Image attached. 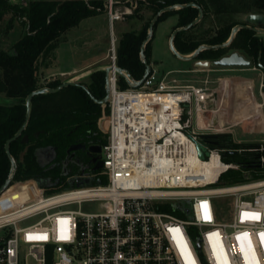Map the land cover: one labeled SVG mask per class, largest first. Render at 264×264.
Returning a JSON list of instances; mask_svg holds the SVG:
<instances>
[{"label":"built area","instance_id":"2783aa9c","mask_svg":"<svg viewBox=\"0 0 264 264\" xmlns=\"http://www.w3.org/2000/svg\"><path fill=\"white\" fill-rule=\"evenodd\" d=\"M138 4L104 2L110 70L109 112L99 119L107 136L102 168L55 193L13 176L0 194V264H264V177L211 187L240 168L224 160L227 149L201 138L223 133L207 116L219 101L213 81L180 84L152 66L140 86L118 84L115 23ZM263 89L262 79L264 97ZM249 150L261 153L264 142Z\"/></svg>","mask_w":264,"mask_h":264},{"label":"trees","instance_id":"16d2710c","mask_svg":"<svg viewBox=\"0 0 264 264\" xmlns=\"http://www.w3.org/2000/svg\"><path fill=\"white\" fill-rule=\"evenodd\" d=\"M104 2L105 0H27L16 3L12 0H0V34L12 32L16 25L21 29V34L9 49L0 48V99H4L0 102V187L6 182L11 170V160L5 144L25 121L27 95L43 86L56 87L63 82L61 79H54L46 85L42 84L39 75L41 62L56 51L72 28L102 11ZM189 2L199 4L204 9V17L189 30L176 35L175 46L182 54H190L202 44L224 43L234 26L246 23L244 18L247 14H264V0H139L138 7L128 18L134 19L137 16L142 19V15L138 16L142 7L152 9L154 17L163 7ZM198 14L199 9L193 6L165 12L155 24L154 33L157 24L170 15L178 18L175 29L190 23ZM211 17L214 20L212 27L193 34L194 30L202 28ZM152 18L139 30L129 29L123 32L118 41V66L129 71L137 80L145 72L141 49ZM152 39L145 51L149 63L152 58ZM231 50L243 52L264 73L263 34L251 28L240 29L229 46L205 49L196 59L216 60ZM79 82L85 84L97 99H103L107 94L104 68L93 70ZM118 84L121 88L129 86L122 75L118 78ZM108 112V105L96 103L80 86L70 85L54 93L34 96L31 116L24 131L28 135V141L23 143L17 139L10 146L11 154L17 162L13 180L26 181L50 175V171L39 160V149L54 146L59 153L64 152L77 128H82L88 120L97 121ZM218 141L221 148L239 150L236 153L224 152L223 158L227 160L232 155L236 157L235 162L240 164L239 169L224 173L220 181L230 180L234 184L245 181L250 176L264 177V162L260 161V155L264 157V150L261 153L249 150L258 144L239 143L231 133H223Z\"/></svg>","mask_w":264,"mask_h":264},{"label":"rangeland","instance_id":"374dc122","mask_svg":"<svg viewBox=\"0 0 264 264\" xmlns=\"http://www.w3.org/2000/svg\"><path fill=\"white\" fill-rule=\"evenodd\" d=\"M16 3L27 2V0H12ZM105 8V5H104ZM103 8L97 14L84 19L78 26L72 28L61 42L58 51L59 57L57 61H53L52 55L48 56L41 62L40 79L42 84H48L54 79H61L62 81L74 80L73 75H52V72H60L63 70H70L74 67H81L82 64H88L100 59L102 56L107 57L109 38H110V24L108 15ZM123 9V6H118ZM141 13L143 18L139 19L128 18V16L115 23V33L118 39L121 37V28L119 22L125 25L124 30L135 29L139 30L143 25L153 17L152 9L142 7ZM178 18L176 15H170L167 19L160 21L156 28L154 37L151 41L152 49V66L161 74L169 72V78H176L178 83L186 84L197 82L205 78L214 81L213 88H217L216 99L217 103H211L210 109L207 113L208 118H217L220 127L223 128V133H231L235 141L239 143H253L259 144L264 142V121L260 124L259 119L264 115L263 112L258 114L262 106L260 103L264 102V97L260 94L259 83L264 77L261 69L252 64V70H246V67H221L215 64L213 59H193L183 60L177 57L171 50L169 45L170 36L177 25ZM151 22V21H150ZM214 24L213 18H209L202 28L193 31V34H199ZM119 29V32H118ZM21 34L19 25L12 32L0 34V48L9 49L14 41ZM264 38V35H263ZM103 52L100 53V50ZM231 50L227 55L235 52ZM241 54L243 52L237 50ZM100 54V55H99ZM245 55V54H244ZM96 56V57H95ZM246 56V55H245ZM105 57L102 61H97L90 66L91 72L97 68L104 67L108 64V59ZM202 61V64H196L197 61ZM90 72V73H91ZM208 74V75H207ZM246 76L254 80L253 93L256 97V102L253 99L252 89L246 85ZM252 95L253 102H250L248 96ZM224 98L221 102L220 99ZM4 101V99H0ZM108 105V104H106ZM226 105V106H225ZM237 110V113L235 109ZM256 107V108H255ZM106 114V113H105ZM247 115V120H243V116ZM260 124V125H259ZM225 160V159H224ZM235 162L236 157L232 155L227 159ZM106 178H104L105 180ZM232 184V181L225 180L211 185V187H219ZM70 185H60L50 187L47 193H55L70 188ZM84 210L91 209L84 205Z\"/></svg>","mask_w":264,"mask_h":264},{"label":"water","instance_id":"95a60500","mask_svg":"<svg viewBox=\"0 0 264 264\" xmlns=\"http://www.w3.org/2000/svg\"><path fill=\"white\" fill-rule=\"evenodd\" d=\"M187 6H193V7H197L199 9V14L198 16L191 21L190 23L183 25V26H179L177 28H175L170 36L169 39V45L170 48L172 50V52L179 57L180 59L183 60H193L196 59L197 56L200 54V52H202L205 49H211V48H221V47H227L231 44V42L233 41V39L235 38L236 34L238 33V31L242 28H251L254 31H256L259 34H263L264 35V14H260V13H249L245 16L244 20L246 23H241V24H237L236 26L233 27L230 37L228 38L227 41H225L224 43L221 44H217V45H208V44H202L200 45L195 51H193L190 54H182L180 53L176 46H175V38L176 35L182 31H186L189 30L190 28H192L194 25H196L198 22H200L203 17H204V9L197 4L196 2H189L186 4H175V5H170V6H166L163 7L162 9H160L155 16L152 18L150 25H149V29H148V34L146 39L143 42L142 45V49H141V59L145 64V72L143 77L140 80H135V78L131 75V73L129 71H127L126 69H123L121 67L117 68V71L120 75L122 76H128V84L132 87H138L142 84L144 78H146L149 73L152 71V65L151 63H149L147 57H146V46L147 44L150 42V40L153 38L154 36V27L155 24L157 23V21L159 20V18L165 13V12H169V11H174L176 9H180V8H184ZM196 64H202V61H197ZM215 64H217L218 66L221 67H235V66H240V67H251L252 66V60L248 59L244 54H241L238 51H235L229 55H225L219 59L215 60ZM259 66L262 68L261 63H259ZM110 67H106L105 68V73H106V96L103 99H97L89 90V88L85 85L80 83L79 81H74V80H66L63 81L60 85L56 86V87H49V86H43L41 88H38L36 90L31 91L27 97H26V107H27V112H26V118L25 121L23 123V125L20 127V129L17 131V133L12 136L11 138H9L6 141L5 144V150L7 152L8 157L11 160V170L9 173V176L6 180V182L0 187V194L9 186L15 172H16V168H17V162L14 158V156L11 154V150H10V146L11 143L15 140H17L22 133L24 132V130L27 127L28 121L30 119L31 116V109H32V100L34 98V96L38 95V94H42V93H54L57 92L59 90H61L64 87L70 86V85H75V86H80L82 87L84 90L87 91V93H89L90 97L97 103L99 104H107L108 100H109V80H108V73H109ZM1 102V101H0ZM223 135V133H213V134H201V138L204 139L205 143H210V144H215L218 145L219 141L218 138H220ZM23 141L27 140V135H24V137L22 138ZM198 149H199V155L202 158H205V156L208 154V152L206 151V148L204 146L203 143H198L197 144ZM227 153H236L239 152V150H227ZM43 154L46 153H52L55 154V148L54 147H47L44 148L42 150ZM39 154V152H38ZM103 166V163L97 167L101 168ZM86 182H90L89 179L85 180ZM37 183L39 186L41 187H45V188H50L52 186H54L56 183H51L49 182L48 179H44V178H39L37 179ZM98 184L102 183L101 179H98L97 181ZM72 184H74V181L72 182ZM78 185L82 184V181L80 180V178L77 179V183Z\"/></svg>","mask_w":264,"mask_h":264},{"label":"flooded vegetation","instance_id":"af4514ba","mask_svg":"<svg viewBox=\"0 0 264 264\" xmlns=\"http://www.w3.org/2000/svg\"><path fill=\"white\" fill-rule=\"evenodd\" d=\"M24 135L27 134L23 132L18 139L26 143L28 135L27 140L23 141ZM106 140V134L99 127V119L97 121L88 120L82 128H77L73 133V137L64 152L59 153L56 147L49 146L55 148V154H43L42 150L47 146L42 147L38 151V157L50 171V175L43 178L48 179L51 183H56L52 187L65 186L72 185V182L76 181L77 178L89 175L96 170L99 171L102 167L96 168L103 163V147Z\"/></svg>","mask_w":264,"mask_h":264},{"label":"crops","instance_id":"0c3cea01","mask_svg":"<svg viewBox=\"0 0 264 264\" xmlns=\"http://www.w3.org/2000/svg\"><path fill=\"white\" fill-rule=\"evenodd\" d=\"M118 22V21H117ZM119 28H121L120 30H121V34L123 33V32H125V31H127L126 29L124 30V27H125V25H123L122 23H120L119 22ZM118 32H119V29H118ZM61 46V45H60ZM60 46L56 49V51L52 54V58H53V61L55 62V61H57L58 60V57H59V53H58V51H59V49H60ZM101 52H103V49H101L100 50V53ZM100 55V54H99ZM96 57V56H95ZM105 54H104V56H102L100 59H98V60H95V61H92V62H87L88 64H82L83 66H81V67H74V68H72V69H70V70H63V71H60L59 73L58 72H52L51 74L52 75H73L72 77H74V79H80L81 77H85V76H88L89 74H90V72H91V69H90V66H92L94 63H96L97 61H102V60H104L105 59ZM151 65H152V63H151ZM105 67V66H104ZM104 67H101V68H104ZM247 68V67H246ZM253 68H251V67H248L246 70H252ZM208 75V74H207ZM263 79V78H262ZM262 79H261V81H260V83H259V90H260V94H261V83H262ZM198 82V81H197ZM214 82V81H213ZM192 83H196V81L195 82H192ZM246 85L248 86V88H251L252 89V94H253V99L256 101V102H258L257 101V99H256V97L254 96V93H253V88H254V80L252 79V78H250L249 76H246ZM250 94V93H249ZM262 95V94H261ZM250 96H251V101L250 102H253L254 104H255V101H253V99H252V95L250 94ZM264 103V102H263ZM260 104H262V103H260ZM262 106V105H261ZM256 108V107H255ZM235 110H237V109H235ZM263 106H262V109H261V111L258 113V114H261L263 111ZM237 113V112H236ZM262 116V118H260L259 119V122H260V124L264 121V115H261ZM248 116L247 115H245V116H243V120H247V119H250V118H247ZM259 124V125H260Z\"/></svg>","mask_w":264,"mask_h":264},{"label":"snow or ice","instance_id":"6c2138e0","mask_svg":"<svg viewBox=\"0 0 264 264\" xmlns=\"http://www.w3.org/2000/svg\"><path fill=\"white\" fill-rule=\"evenodd\" d=\"M243 215H244V217L249 218V219H254V220L259 219V214H257V213H244ZM172 231L179 232V229H173ZM245 235H247V234H245ZM261 235H262V238H264V234H261ZM30 238H32V237H30ZM186 258H188L189 262H190V254H186ZM190 264H191V262H190Z\"/></svg>","mask_w":264,"mask_h":264},{"label":"bare ground","instance_id":"6f19581e","mask_svg":"<svg viewBox=\"0 0 264 264\" xmlns=\"http://www.w3.org/2000/svg\"><path fill=\"white\" fill-rule=\"evenodd\" d=\"M248 98H249V100L251 101V96H250V94H249V96H248ZM226 106V105H225ZM239 109V107L237 108V110ZM237 110H235L236 112H237ZM209 171H210V168H209Z\"/></svg>","mask_w":264,"mask_h":264}]
</instances>
